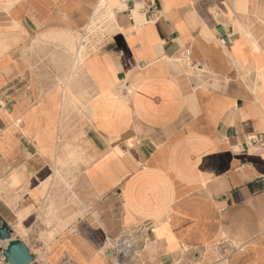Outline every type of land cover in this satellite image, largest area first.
Listing matches in <instances>:
<instances>
[{
    "label": "crops",
    "instance_id": "obj_1",
    "mask_svg": "<svg viewBox=\"0 0 264 264\" xmlns=\"http://www.w3.org/2000/svg\"><path fill=\"white\" fill-rule=\"evenodd\" d=\"M151 1L0 0V218L29 264H107L126 231L135 264H264V0ZM69 163L78 202L46 228L36 201L71 195L51 187Z\"/></svg>",
    "mask_w": 264,
    "mask_h": 264
},
{
    "label": "rangeland",
    "instance_id": "obj_2",
    "mask_svg": "<svg viewBox=\"0 0 264 264\" xmlns=\"http://www.w3.org/2000/svg\"><path fill=\"white\" fill-rule=\"evenodd\" d=\"M103 6L100 5V7ZM100 9V8H99ZM103 14L101 15V17L99 18L97 16V14L95 13L94 15V21L90 20L88 22L89 26L88 27V32L90 33V36H87L85 38V43L81 44V37L82 35L77 34V39L75 40V48L76 45L79 42V50H78V54L75 56V50L72 53H67L65 52V62H64V75L67 78V76H70V78L68 80L65 81H73L72 78L73 77H84L85 73H84V69H83V62L84 60H82V58H84V56L88 55L90 52H92L93 50L96 49V44L99 42L100 38L99 36L104 33L106 31V29H108L107 27H109L110 25V19L108 17L107 14V10H105L104 8L101 9ZM97 11V10H96ZM95 11V12H96ZM106 12V13H105ZM99 18V20H98ZM74 48V49H75ZM52 55V53H51ZM51 58V57H50ZM74 67L71 69V64H72V60H74ZM52 60V58H51ZM51 60L49 61V68L48 71L50 74H54L56 75V72L58 71V67H56L53 63H51ZM52 62H55L52 60ZM67 85V84H65ZM82 164L78 165V164H73V163H69L67 165H65L64 169H62L60 171V176L54 177L52 179V175L49 178L52 179V189L59 192L62 189L65 190L66 193H70V196H66V197H62V196H57V195H49L48 197H43L42 201H36L38 204V209L36 212V216H37V220L36 223H40L42 222L43 225L48 228L50 226H55L56 225V210H57V204L60 203H77L78 199L71 193V191L69 190L68 186L72 188L75 187L76 184V173L80 172V170H82L81 167ZM5 202L9 204V198H4ZM19 226L21 227V230L18 232L20 237L27 241L28 243H30V229L29 232L28 230L24 229V224L20 223ZM15 230V227L13 229V231ZM125 231V230H124ZM123 231V232H124ZM13 233H16L15 231ZM40 235L42 237L46 236V229H44L43 233ZM134 233H130L129 231H126L125 233H120L116 236V239H113L112 241L108 240L107 243L105 244L104 247H108L109 248V255H108V263L107 264H135L136 259H137V255L136 253L139 252V249L141 247V244L139 241H137L136 239L133 238ZM122 236V237H121ZM11 239H15V235H10ZM124 238H129L131 239V242H137L135 243V253L132 255V257H130V259L125 256L126 259L122 258V254L119 253L120 251H118V247H117V242H120L122 239ZM119 239V241H117ZM134 244V243H133ZM3 251V250H2ZM2 251H0V254L2 255ZM141 255V253H139ZM0 255V264H7L4 261V257ZM140 257V256H139ZM134 259V260H133Z\"/></svg>",
    "mask_w": 264,
    "mask_h": 264
},
{
    "label": "water",
    "instance_id": "obj_3",
    "mask_svg": "<svg viewBox=\"0 0 264 264\" xmlns=\"http://www.w3.org/2000/svg\"><path fill=\"white\" fill-rule=\"evenodd\" d=\"M217 30L222 34L223 30L220 26L217 27ZM8 241V246L5 250L2 251V255L4 257V261L7 264H29L32 260V255L29 253L28 249L24 246L22 242L19 240H10L9 229L0 218V240Z\"/></svg>",
    "mask_w": 264,
    "mask_h": 264
},
{
    "label": "built area",
    "instance_id": "obj_4",
    "mask_svg": "<svg viewBox=\"0 0 264 264\" xmlns=\"http://www.w3.org/2000/svg\"><path fill=\"white\" fill-rule=\"evenodd\" d=\"M149 1V5H148V7H147V12L148 13H153V11H155V6H154V3L151 1V0H148ZM88 25V24H87ZM88 27H90V24H89V26H87V29H88ZM86 28V26L84 27V29L82 30V37H81V41H80V43L81 44H84L85 43V38L87 37V36H90V33L88 32V30L87 29H85ZM102 36H103V34L102 35H100L99 36V38H100V40H99V42L96 44V46H98L99 45V43L101 42V40H102ZM80 48V47H79ZM249 141L251 142V143H254V144H257V145H259V147L261 148V149H264V137H263V135L260 133H258V134H254V135H251L250 137H249ZM117 241H119V239L117 240ZM134 242V241H133ZM134 243H137L136 241L134 242Z\"/></svg>",
    "mask_w": 264,
    "mask_h": 264
},
{
    "label": "bare ground",
    "instance_id": "obj_5",
    "mask_svg": "<svg viewBox=\"0 0 264 264\" xmlns=\"http://www.w3.org/2000/svg\"><path fill=\"white\" fill-rule=\"evenodd\" d=\"M86 55L84 56V58ZM82 58V60L84 59ZM154 224V223H153ZM144 228V227H143ZM151 229V228H150ZM131 239L127 238L124 240V242L120 245V251L124 253V256H127L129 259L132 257V255L135 253V243L130 241ZM9 239L6 240H0V249L5 250L8 246ZM142 246V245H141ZM134 260V259H133Z\"/></svg>",
    "mask_w": 264,
    "mask_h": 264
}]
</instances>
